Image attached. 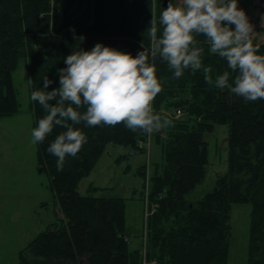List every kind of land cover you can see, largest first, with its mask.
<instances>
[{
    "label": "trees",
    "instance_id": "1",
    "mask_svg": "<svg viewBox=\"0 0 264 264\" xmlns=\"http://www.w3.org/2000/svg\"><path fill=\"white\" fill-rule=\"evenodd\" d=\"M166 3L0 0V120L20 112L12 81L22 60L28 62L31 91L43 85L45 75L56 80L50 90L59 84L57 68L66 66L64 57L77 45L91 48L102 41L133 55L142 43L150 47L147 28L152 12L158 19ZM196 39L205 49L203 62L212 67L214 78L229 70L225 60L209 51L204 35ZM253 43L264 53V42ZM156 69L162 91L153 101L154 108L162 114L181 111L188 119L172 118V127L152 133L161 147L162 162L154 168L148 193L157 209L147 225L146 249L129 250L126 199L95 197L92 193L103 189L94 186L91 194L82 196L79 184L90 176L108 146L129 148L127 155L116 160L128 161L146 153L149 134L132 131L123 122L115 126L81 123L77 127L87 135V143L58 170L57 157L47 150L64 130L55 126L37 143V163L39 173L50 177L67 223L38 235L20 252L22 264H228L231 213L236 204L252 206L246 263L264 264V100L245 102L227 89L210 86L202 69H186L182 77L173 78L162 59L156 60ZM31 109L35 127L45 112L38 101H32ZM215 125L229 128L228 172L217 179L211 193L188 204L186 197L206 178L209 151L205 136ZM167 218H175L173 228L164 225Z\"/></svg>",
    "mask_w": 264,
    "mask_h": 264
},
{
    "label": "clouds",
    "instance_id": "2",
    "mask_svg": "<svg viewBox=\"0 0 264 264\" xmlns=\"http://www.w3.org/2000/svg\"><path fill=\"white\" fill-rule=\"evenodd\" d=\"M239 4L240 0H168L158 19L152 12L147 28L151 46L142 43L135 55L102 41L91 48L77 45L64 57L66 66L57 68L58 86L49 90L56 80L45 75L43 85L31 91L30 99L45 112L31 130V142H43L55 126L62 127L47 149L57 157L60 170L66 158L76 156L87 143V135L77 127L81 123L123 122L149 135L172 127V117L153 106L162 91L157 59L167 62L173 78L182 77L186 69H202L210 86L227 89L245 102L264 100V53L254 45V25ZM200 34L207 38L209 51L227 62L229 70L215 78L212 67L203 62L205 49L196 39Z\"/></svg>",
    "mask_w": 264,
    "mask_h": 264
},
{
    "label": "rangeland",
    "instance_id": "3",
    "mask_svg": "<svg viewBox=\"0 0 264 264\" xmlns=\"http://www.w3.org/2000/svg\"><path fill=\"white\" fill-rule=\"evenodd\" d=\"M75 5L77 8L79 3ZM239 6L246 10L254 25L252 40L263 43L264 0H240ZM91 11L94 14L93 4ZM29 78L28 62L22 60L12 81L20 112L0 120V264H22L20 252L38 235L50 227L59 229L67 223L52 190L50 177L38 171V145L31 142L34 114ZM169 112L167 114L174 120L188 119L184 115L177 117L175 110ZM228 133V126L215 125L214 131L206 134L209 151L206 178L186 197L188 204H195L211 193L217 179L228 172ZM155 140L154 134L149 135L147 146H144L146 153L120 163L116 160L127 155L129 148L108 146L90 176L79 184L82 196L91 194L90 187L94 186L103 189L92 193L95 197L126 199V228L131 252L146 249L147 225L157 209L148 200L154 168L162 162L161 147ZM251 210L252 206L248 204H236L232 208L228 264H247ZM163 222L173 228L176 220L167 218Z\"/></svg>",
    "mask_w": 264,
    "mask_h": 264
},
{
    "label": "built area",
    "instance_id": "4",
    "mask_svg": "<svg viewBox=\"0 0 264 264\" xmlns=\"http://www.w3.org/2000/svg\"><path fill=\"white\" fill-rule=\"evenodd\" d=\"M181 115H182V112L181 111L176 112V116L177 117H181Z\"/></svg>",
    "mask_w": 264,
    "mask_h": 264
},
{
    "label": "water",
    "instance_id": "5",
    "mask_svg": "<svg viewBox=\"0 0 264 264\" xmlns=\"http://www.w3.org/2000/svg\"><path fill=\"white\" fill-rule=\"evenodd\" d=\"M168 3L165 4V6H167Z\"/></svg>",
    "mask_w": 264,
    "mask_h": 264
},
{
    "label": "crops",
    "instance_id": "6",
    "mask_svg": "<svg viewBox=\"0 0 264 264\" xmlns=\"http://www.w3.org/2000/svg\"><path fill=\"white\" fill-rule=\"evenodd\" d=\"M100 188V187H99Z\"/></svg>",
    "mask_w": 264,
    "mask_h": 264
}]
</instances>
